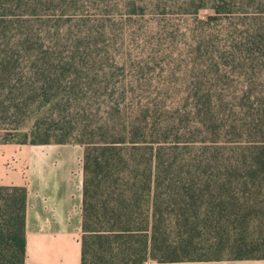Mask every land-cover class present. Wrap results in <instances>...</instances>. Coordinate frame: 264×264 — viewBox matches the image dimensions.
Returning a JSON list of instances; mask_svg holds the SVG:
<instances>
[{
    "label": "trees",
    "instance_id": "obj_1",
    "mask_svg": "<svg viewBox=\"0 0 264 264\" xmlns=\"http://www.w3.org/2000/svg\"><path fill=\"white\" fill-rule=\"evenodd\" d=\"M39 114L85 146L82 264L222 258L264 207V0H0V119ZM26 209L0 185V264Z\"/></svg>",
    "mask_w": 264,
    "mask_h": 264
},
{
    "label": "crops",
    "instance_id": "obj_2",
    "mask_svg": "<svg viewBox=\"0 0 264 264\" xmlns=\"http://www.w3.org/2000/svg\"><path fill=\"white\" fill-rule=\"evenodd\" d=\"M85 146L77 142H0V185L25 186V264H82ZM264 264V256L190 260Z\"/></svg>",
    "mask_w": 264,
    "mask_h": 264
},
{
    "label": "rangeland",
    "instance_id": "obj_3",
    "mask_svg": "<svg viewBox=\"0 0 264 264\" xmlns=\"http://www.w3.org/2000/svg\"><path fill=\"white\" fill-rule=\"evenodd\" d=\"M42 114L39 116H33L30 119H24V122L21 124L20 127L15 126L14 123L6 122L7 119H0V140H10L14 142L19 141H33L36 139L44 140L48 139L52 142L55 140L63 137L60 136L58 130H50L45 131L42 129L38 131L31 132V129L34 128V124L38 117H42ZM73 137L75 134L69 137V140L74 141ZM262 204L257 206V210L252 212V209L249 208V205L246 204L248 207L246 209L248 215H244L239 220L241 221L239 224V231L235 234L237 238L245 239L246 243L240 241L242 248L240 246H234L232 244L226 245L222 248L217 249H206L201 250L199 252H194L191 257H229V256H236L238 254L250 255V256H264V207H261ZM237 223H231V228L234 229L237 226ZM189 258L184 261L173 262V263H166V264H190ZM146 264H161L155 259H150L146 262Z\"/></svg>",
    "mask_w": 264,
    "mask_h": 264
}]
</instances>
